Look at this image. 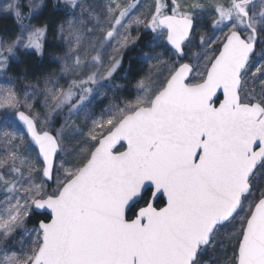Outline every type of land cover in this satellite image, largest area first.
Segmentation results:
<instances>
[{"label": "snow or ice", "instance_id": "1", "mask_svg": "<svg viewBox=\"0 0 264 264\" xmlns=\"http://www.w3.org/2000/svg\"><path fill=\"white\" fill-rule=\"evenodd\" d=\"M62 3L60 70L19 91L48 5L0 0V264H264V0Z\"/></svg>", "mask_w": 264, "mask_h": 264}, {"label": "rangeland", "instance_id": "2", "mask_svg": "<svg viewBox=\"0 0 264 264\" xmlns=\"http://www.w3.org/2000/svg\"><path fill=\"white\" fill-rule=\"evenodd\" d=\"M56 0H46L47 5H50V3L54 2ZM58 2L62 3V0H58ZM63 4V3H62ZM45 10V9H44ZM43 10V11H44ZM70 10L67 8L62 9L61 11L56 10L54 12H58L59 14L55 15L59 20L56 23L50 24V34L47 38V47H48V55L40 56L38 54H31V55H24L20 57V62H11L10 68L8 70V76L16 78V87L19 91H23L25 89V86L30 83H34L37 80H43V78L49 74L52 73H58L60 70L59 64L54 63L51 59V56L53 54L55 55H61L63 53V46L60 44L58 40L55 39V28L60 23L65 22L67 19H70V15H66ZM43 14V13H42ZM33 23H45V21H42L41 16L36 19L34 18L32 20ZM18 32V27L16 23L14 22L13 18L10 16H0V38H11ZM133 35H135V32H133ZM141 48H143V51L147 52L148 49L145 48L143 45H141L140 48H136L134 51L127 52L125 54V58L128 59L130 62H134L137 66L136 70L134 72L128 71L129 67L126 70H119L118 76L119 78L116 79L117 84L124 85V88L116 93H113L111 90H106L108 96H118L120 99L115 101L119 103L120 101L124 100H134L135 99V93H136V80L138 77L144 75L149 71L148 65L146 63H143L138 57L137 54L140 52ZM158 51H162V49H158ZM170 54H166L165 58L167 59ZM33 56L38 59L37 65L38 66H44V71L40 72L37 76L31 77L28 72L27 76L23 77V70L24 67L22 64H24L25 58ZM47 70V71H46ZM113 101H110L107 97L103 99V101L99 102L98 104V110L100 107H107L109 103ZM71 159V158H69ZM41 182L40 178H37V183ZM34 226V224H29V227ZM214 254L212 252L206 253L203 257L204 261H208ZM219 257L221 264H223V259L226 254L224 253H218L215 254Z\"/></svg>", "mask_w": 264, "mask_h": 264}, {"label": "trees", "instance_id": "3", "mask_svg": "<svg viewBox=\"0 0 264 264\" xmlns=\"http://www.w3.org/2000/svg\"><path fill=\"white\" fill-rule=\"evenodd\" d=\"M64 8H65L64 5L60 2H58V0L50 3V5L47 6V8L43 11V14L41 15L42 21H45L49 24L56 23L59 20V18H57L55 15H57L59 13L54 12V11H56V10L61 11L62 9L64 10ZM37 62H38L37 58H35L33 56H29V57L25 58L24 64H22L24 69H27V72L31 77H35L40 72L44 71V69H43L44 66H38ZM128 67L131 69L130 70L131 72H134L137 68V66L134 62H130V61H128V59L125 58L122 70H126ZM40 218H41L40 215H36V216L32 217V224L35 225L36 221Z\"/></svg>", "mask_w": 264, "mask_h": 264}, {"label": "water", "instance_id": "4", "mask_svg": "<svg viewBox=\"0 0 264 264\" xmlns=\"http://www.w3.org/2000/svg\"><path fill=\"white\" fill-rule=\"evenodd\" d=\"M166 199V198H165ZM37 215H40V214H37Z\"/></svg>", "mask_w": 264, "mask_h": 264}]
</instances>
